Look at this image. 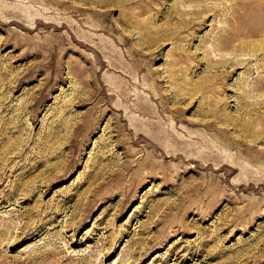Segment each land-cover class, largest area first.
Masks as SVG:
<instances>
[{
    "label": "rangeland",
    "instance_id": "rangeland-1",
    "mask_svg": "<svg viewBox=\"0 0 264 264\" xmlns=\"http://www.w3.org/2000/svg\"><path fill=\"white\" fill-rule=\"evenodd\" d=\"M0 264H264V0H0Z\"/></svg>",
    "mask_w": 264,
    "mask_h": 264
}]
</instances>
